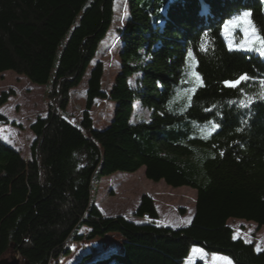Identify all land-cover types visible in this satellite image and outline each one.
<instances>
[{"label":"trees","instance_id":"obj_1","mask_svg":"<svg viewBox=\"0 0 264 264\" xmlns=\"http://www.w3.org/2000/svg\"><path fill=\"white\" fill-rule=\"evenodd\" d=\"M114 3L0 0V74L45 86L49 101L29 125L28 160L0 140V259L9 252L21 264H57L71 243L115 233L120 251L76 264H184L192 247L232 264H264V250L234 238L227 224L264 226V100L257 98L264 60L255 50L228 49L221 32L225 19L250 12L264 37V0H125L114 29L117 72L103 90L102 61L88 66L113 24ZM242 74L251 79L225 86ZM84 79L83 110L71 122L70 93ZM13 95L0 92V107ZM248 97L251 106L242 107ZM98 100L114 104L101 128L90 115ZM7 124L20 128L0 113ZM141 168L152 182L195 191L189 224H157L145 195L133 213L144 223L99 211L98 180Z\"/></svg>","mask_w":264,"mask_h":264},{"label":"rangeland","instance_id":"obj_2","mask_svg":"<svg viewBox=\"0 0 264 264\" xmlns=\"http://www.w3.org/2000/svg\"><path fill=\"white\" fill-rule=\"evenodd\" d=\"M114 8L113 24L99 43L95 58L88 66V69H90L95 60L102 61L104 65L103 90L110 87L117 72V41L114 29L123 24L125 0H115ZM243 13L225 19L221 26V32L228 49L246 50L239 47V45L244 40L257 39L252 34L250 26L245 22H240L234 29L229 28L227 32L225 31V22L238 18ZM230 45H232L231 48ZM256 47H259L258 43ZM261 58L264 60V56L261 55ZM7 90L14 91V95L9 97L7 103L0 107V113L9 122L13 121L20 128L9 124L0 125V140L18 151L24 160H28L29 147L33 140L29 125L36 116H44L47 112L49 103L46 97L47 88L33 84L25 77L11 71H6L0 74V92ZM84 91L85 79L78 88L70 93L67 109L71 122L78 120L83 110ZM113 106L114 104L111 101L107 104L99 100L94 103L90 115L93 117L95 128H101L108 124L113 113ZM134 106L139 110L136 104ZM144 116L146 117V113H144ZM92 194L95 206L104 216L121 215L137 224L147 221L144 217L138 218L133 215L143 195L152 200L158 214L156 223L159 225L172 228L186 226L194 215L196 194L193 189L186 186L172 188L163 181L152 182L145 178L143 168L131 174L116 172L101 178L95 184ZM3 222L4 217L1 216L0 246L3 236L1 230ZM227 224L233 229L234 238H241L245 243L252 244L256 252L264 250V226L257 228L253 222L238 219H229ZM86 232L85 229L80 230L82 234H86ZM120 244L121 238L115 233H109L103 238L91 241L73 242L70 244L71 253L60 259L57 264H76L86 254L91 255L92 259L106 257L111 253L120 251ZM3 255V258H7L11 254L6 252ZM223 257L225 256L207 254L198 247H192L184 264H226V261L222 259Z\"/></svg>","mask_w":264,"mask_h":264},{"label":"snow or ice","instance_id":"obj_3","mask_svg":"<svg viewBox=\"0 0 264 264\" xmlns=\"http://www.w3.org/2000/svg\"><path fill=\"white\" fill-rule=\"evenodd\" d=\"M251 16L250 12H244L241 16H239L238 18L229 20L227 22H225L224 28L225 31L227 32V30L229 28H235L239 25L240 22H245L247 23L250 28H251V32L254 36L257 37L256 40H244L239 47L244 48L246 50H255V51H259L260 54L262 56H264V37H260L258 34V30L256 29L255 25L252 24L251 20L248 19ZM259 44V47H256V44ZM232 47V45H230V48ZM205 50H207L205 48ZM191 56V53H190ZM194 59V58H193ZM193 75H195V78L197 81H199V76L198 74L193 73ZM251 78L247 75V74H242L240 77H238L235 80H231V81H225V86L227 87H231V88H237L242 82H247L248 80H250ZM242 91V90H241ZM261 100H264V81L261 82V92L258 94V97ZM190 99V97H189ZM253 97H248L246 102H242L241 106L242 107H250L252 102H253ZM211 127L212 130H215L217 127H219V125L215 124V123H211ZM240 129H238L239 131ZM210 134V133H209ZM222 259H224L226 261V264H231V261L228 260L227 257H223Z\"/></svg>","mask_w":264,"mask_h":264},{"label":"water","instance_id":"obj_4","mask_svg":"<svg viewBox=\"0 0 264 264\" xmlns=\"http://www.w3.org/2000/svg\"><path fill=\"white\" fill-rule=\"evenodd\" d=\"M21 259L17 254H11L7 258H1L0 264H21Z\"/></svg>","mask_w":264,"mask_h":264}]
</instances>
